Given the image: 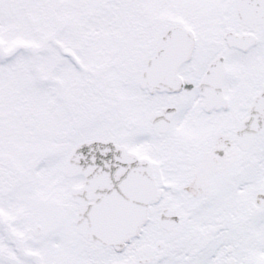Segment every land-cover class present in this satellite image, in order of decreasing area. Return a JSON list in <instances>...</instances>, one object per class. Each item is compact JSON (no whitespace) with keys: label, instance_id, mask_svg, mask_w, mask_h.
<instances>
[{"label":"snow or ice","instance_id":"snow-or-ice-1","mask_svg":"<svg viewBox=\"0 0 264 264\" xmlns=\"http://www.w3.org/2000/svg\"><path fill=\"white\" fill-rule=\"evenodd\" d=\"M0 264H264V0H0Z\"/></svg>","mask_w":264,"mask_h":264}]
</instances>
